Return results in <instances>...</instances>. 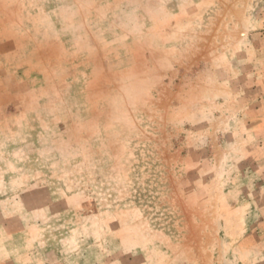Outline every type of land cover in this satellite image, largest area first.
Returning a JSON list of instances; mask_svg holds the SVG:
<instances>
[{"label":"rangeland","instance_id":"rangeland-1","mask_svg":"<svg viewBox=\"0 0 264 264\" xmlns=\"http://www.w3.org/2000/svg\"><path fill=\"white\" fill-rule=\"evenodd\" d=\"M0 264H264V0H0Z\"/></svg>","mask_w":264,"mask_h":264}]
</instances>
